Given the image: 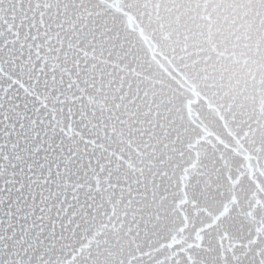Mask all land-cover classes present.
Listing matches in <instances>:
<instances>
[{
	"label": "snow or ice",
	"instance_id": "6c2138e0",
	"mask_svg": "<svg viewBox=\"0 0 264 264\" xmlns=\"http://www.w3.org/2000/svg\"><path fill=\"white\" fill-rule=\"evenodd\" d=\"M0 264H264V0H0Z\"/></svg>",
	"mask_w": 264,
	"mask_h": 264
}]
</instances>
